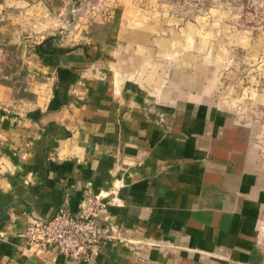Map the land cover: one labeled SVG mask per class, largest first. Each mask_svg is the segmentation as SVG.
I'll return each instance as SVG.
<instances>
[{
	"label": "crops",
	"instance_id": "obj_1",
	"mask_svg": "<svg viewBox=\"0 0 264 264\" xmlns=\"http://www.w3.org/2000/svg\"><path fill=\"white\" fill-rule=\"evenodd\" d=\"M137 10L66 36L0 21V264H264L246 127L181 77L195 38ZM88 192L114 234L90 261L26 245L30 220Z\"/></svg>",
	"mask_w": 264,
	"mask_h": 264
},
{
	"label": "rangeland",
	"instance_id": "obj_2",
	"mask_svg": "<svg viewBox=\"0 0 264 264\" xmlns=\"http://www.w3.org/2000/svg\"><path fill=\"white\" fill-rule=\"evenodd\" d=\"M4 2L0 21L38 25L39 35L44 27L48 35L66 36L92 22L135 20L132 11L138 9L139 22H163L164 36L178 32L180 38H195L179 46L181 77L193 74L189 80L195 85L210 86L215 104L246 127L251 164L264 186V0ZM261 207L258 233L264 247V201Z\"/></svg>",
	"mask_w": 264,
	"mask_h": 264
},
{
	"label": "built area",
	"instance_id": "obj_3",
	"mask_svg": "<svg viewBox=\"0 0 264 264\" xmlns=\"http://www.w3.org/2000/svg\"><path fill=\"white\" fill-rule=\"evenodd\" d=\"M105 197L88 192L78 213L64 204L47 219L30 220L23 232L26 245L39 251H57L76 261H90L103 242L114 237L109 223L99 216L107 203Z\"/></svg>",
	"mask_w": 264,
	"mask_h": 264
}]
</instances>
